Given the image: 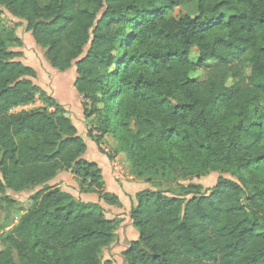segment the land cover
I'll return each mask as SVG.
<instances>
[{"label": "trees", "instance_id": "trees-1", "mask_svg": "<svg viewBox=\"0 0 264 264\" xmlns=\"http://www.w3.org/2000/svg\"><path fill=\"white\" fill-rule=\"evenodd\" d=\"M0 0L48 65L75 68L87 137L113 141L135 179L139 237L126 264H264V0ZM21 39L0 35V211L7 192L37 189L0 236V264H100L115 220L47 183L70 172L105 192L83 139L35 83ZM249 69V73H247ZM31 111H12L32 104ZM218 173L210 188L179 181ZM229 174L236 180L223 177Z\"/></svg>", "mask_w": 264, "mask_h": 264}, {"label": "crops", "instance_id": "crops-1", "mask_svg": "<svg viewBox=\"0 0 264 264\" xmlns=\"http://www.w3.org/2000/svg\"><path fill=\"white\" fill-rule=\"evenodd\" d=\"M21 37L31 39L30 46L37 47L31 34L26 32L25 28L19 38ZM21 61L35 71L37 79L36 85L64 109L65 115L75 126L78 136L83 139L86 145V151L82 158L88 162L95 163L99 167L105 192L115 196L119 205H107L94 193H80L78 183L70 172H59L47 185L49 187H57L83 203L98 204L103 209L104 216L107 220H115L117 226L114 231V239L108 246L102 249L100 264H126L122 253L128 248L131 242L136 241L139 237L138 231L132 224L130 212L132 207L136 205V194L140 191L150 189V185L134 178L130 173L129 165L124 162V154L121 153L111 159L109 158L108 155L112 152L111 148L113 147L112 139L106 138L104 142L97 145L87 137V122L84 117L86 100L76 92L74 86L76 78L75 68H70L65 72H58L52 69L45 59L44 65L46 64L49 69L39 66L30 57L28 59L23 57ZM48 77L50 78L48 79ZM115 163L119 164L122 169L126 168L128 171L125 172L123 169L124 179L121 181H115L111 175L112 166ZM25 201L23 202L25 203ZM23 202L21 204H24ZM11 227H7L6 231Z\"/></svg>", "mask_w": 264, "mask_h": 264}, {"label": "rangeland", "instance_id": "rangeland-1", "mask_svg": "<svg viewBox=\"0 0 264 264\" xmlns=\"http://www.w3.org/2000/svg\"><path fill=\"white\" fill-rule=\"evenodd\" d=\"M195 0H191V2L187 5H184L182 7H179L174 10L173 15L177 16L181 13H189L191 15H194L195 13ZM25 27V26H24ZM23 24L21 22L17 21L16 19L12 18L6 11L0 10V35L8 39L9 37H13L14 35H19L22 34V31L24 29ZM23 46L21 48H12L13 51L21 52L22 57L20 60L25 57L28 59V57L32 58L35 63H37L39 66L46 67L47 69L48 66L45 64L44 65V54L43 51L34 46L31 45V39L29 38H20ZM247 73H249V69H247ZM50 77H48L49 79ZM34 83H37V79L34 80ZM41 107V102L36 99L32 104L24 107V108H17L14 109L12 112L13 113H19L22 110L24 111H31L35 110ZM107 150H109L107 148ZM124 162L125 158H124ZM129 167V166H128ZM124 169V168H123ZM125 172H128L127 169H124ZM219 177L218 173H211L205 177H202L201 179H193L187 182H182L179 181V183H175L173 185H166L163 188L168 189L167 191H170L171 193H178L179 191V185H187L188 183H199L200 185L205 187H211L215 185L217 178ZM223 177L231 180H236L235 178L231 177L229 174H223ZM77 182V180H76ZM78 183V182H77ZM37 189H28L20 193H13V192H7V195L10 197L11 201L15 204L13 206L9 205L7 206L6 203H3L2 210L0 211V236L8 231H6L7 227L13 226V223L19 219V217L22 214L21 210H17L16 204L21 205V203L24 200H27L28 197L34 193ZM26 202V201H25ZM24 203V202H23ZM1 248V245H0Z\"/></svg>", "mask_w": 264, "mask_h": 264}, {"label": "built area", "instance_id": "built-area-1", "mask_svg": "<svg viewBox=\"0 0 264 264\" xmlns=\"http://www.w3.org/2000/svg\"><path fill=\"white\" fill-rule=\"evenodd\" d=\"M111 175L115 181H121L124 179V171L117 163L113 164ZM15 223H17V220L13 223V225Z\"/></svg>", "mask_w": 264, "mask_h": 264}]
</instances>
